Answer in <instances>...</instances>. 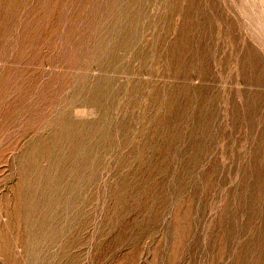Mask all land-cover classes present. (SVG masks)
I'll return each instance as SVG.
<instances>
[{
    "label": "rangeland",
    "instance_id": "374dc122",
    "mask_svg": "<svg viewBox=\"0 0 264 264\" xmlns=\"http://www.w3.org/2000/svg\"><path fill=\"white\" fill-rule=\"evenodd\" d=\"M0 264H264V0H0Z\"/></svg>",
    "mask_w": 264,
    "mask_h": 264
}]
</instances>
